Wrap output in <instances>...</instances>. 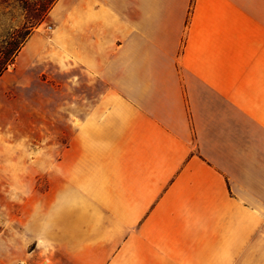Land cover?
<instances>
[{"label": "crops", "instance_id": "obj_1", "mask_svg": "<svg viewBox=\"0 0 264 264\" xmlns=\"http://www.w3.org/2000/svg\"><path fill=\"white\" fill-rule=\"evenodd\" d=\"M22 51L96 92L0 157V264H264V0H57Z\"/></svg>", "mask_w": 264, "mask_h": 264}, {"label": "rangeland", "instance_id": "obj_2", "mask_svg": "<svg viewBox=\"0 0 264 264\" xmlns=\"http://www.w3.org/2000/svg\"><path fill=\"white\" fill-rule=\"evenodd\" d=\"M40 2L46 0H29L31 6L26 10L21 0H0V44L10 32L22 28L28 18L40 13L38 4L32 5ZM19 55L0 78V157L32 158L33 169H39L41 156L45 155L44 164L51 170L71 138L75 107L87 101L89 90L95 94L96 88L89 87L86 73L79 77L78 68L65 71L48 60L26 66L22 62L24 51ZM5 164L9 163L0 162L1 167ZM0 194V232L9 231L7 189ZM52 197L50 194V206L54 203Z\"/></svg>", "mask_w": 264, "mask_h": 264}, {"label": "trees", "instance_id": "obj_3", "mask_svg": "<svg viewBox=\"0 0 264 264\" xmlns=\"http://www.w3.org/2000/svg\"><path fill=\"white\" fill-rule=\"evenodd\" d=\"M21 1L24 3L26 10L30 8L31 5L28 4L29 0ZM56 1L57 0H46V2L43 3L40 2L32 4L34 6H37L38 4L39 8H37V11H40V13L34 17L28 18L24 22L22 28L14 32H10L5 37L3 43L0 44V77L11 65L15 63L20 51L28 41L29 37L36 30V28H38L40 24L46 20Z\"/></svg>", "mask_w": 264, "mask_h": 264}]
</instances>
